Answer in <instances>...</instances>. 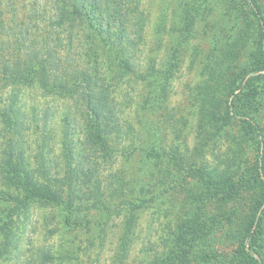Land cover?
Instances as JSON below:
<instances>
[{
  "label": "rangeland",
  "instance_id": "obj_1",
  "mask_svg": "<svg viewBox=\"0 0 264 264\" xmlns=\"http://www.w3.org/2000/svg\"><path fill=\"white\" fill-rule=\"evenodd\" d=\"M199 1L132 0V8L138 6L147 16L144 38L135 52L140 71L146 69L150 58L161 66L173 50L172 36L178 35L174 29H178L181 38L192 12L196 13V20L188 41L180 48L178 66L162 108L150 109L145 102L148 88L133 75L125 80H107L110 85L106 84V91L96 88L115 107L120 123L121 136L109 135L107 152L98 146L91 147L88 137L91 122L81 94L86 89L82 87L78 94L66 99L43 94L38 88L24 90L29 122L19 136L23 137L26 159L34 168L41 162L52 161L51 174L65 176L62 141L67 134L73 145L76 173L86 180L79 185L83 198L77 202L81 203V211L71 215V223L65 222L61 207L54 205L33 204L21 215L17 247L7 263L159 264L162 257L178 247L182 223L193 213L191 201L199 186L190 177V171L206 166L208 170L219 169L237 177L242 168L254 164L259 152L249 142L243 122L235 117L228 125L216 124L221 125L227 119L229 85L239 67L251 65L257 58L261 21L253 9L264 16V0H257L258 7L251 0H207L197 12ZM53 5L54 0H0V50L5 47L8 49L5 55L10 56L19 39L31 43L47 34L49 43L54 45L58 34L49 20ZM10 89L0 78V113L8 107ZM33 111L37 119L32 120ZM214 111L219 112L220 119L214 118ZM259 117L263 127V109ZM4 128L0 115V152L7 146L5 137L11 136ZM155 143L165 149L157 167L139 150ZM99 181L97 190L103 199L110 201V213L89 208L96 201ZM145 186L149 188L145 192L149 202L136 210L133 239L128 251L121 252L119 241L128 214L121 201L132 191L141 194ZM250 201V193L239 197L231 219L222 217V227L216 224L204 241H196L187 263L237 264L238 240L233 235L242 228L239 222L250 210ZM209 209L221 213L225 207L217 208L214 203ZM263 243L262 222L254 244L261 253L254 254L259 264H263ZM204 251L219 257L206 258Z\"/></svg>",
  "mask_w": 264,
  "mask_h": 264
},
{
  "label": "trees",
  "instance_id": "obj_2",
  "mask_svg": "<svg viewBox=\"0 0 264 264\" xmlns=\"http://www.w3.org/2000/svg\"><path fill=\"white\" fill-rule=\"evenodd\" d=\"M131 2L132 0H54L53 13L49 16L50 25L54 26L55 34H58L54 45L49 43L50 36L47 34L31 43H24L19 39L18 45L9 52L10 56L5 55L4 52L8 50L5 47L0 50V78L11 88L8 107L0 113L5 124L4 129L11 134L9 139L5 137L7 146L0 152L2 264H9L6 261H10L11 252L17 247V226L21 215L26 214L33 204L54 205L61 207L65 222L71 223V215L81 211V203L77 202L83 198L79 185L86 180L78 177L76 173L73 145L67 134L62 141L66 162L65 176L54 177L51 174L52 161L47 164L41 162L34 168L26 159L21 144L23 137L19 136L21 129H26L29 122L24 108L26 104L23 102L24 90L38 88L43 94L66 99L78 94L80 88L86 89L81 94L84 96L86 112L91 122L88 123V137L92 149L98 146L103 152L108 150L109 135L114 133L121 136L116 109L110 105L109 100L101 96L102 90L106 91L108 88L106 84L110 83L107 80H125L130 75L143 80L149 91L145 102L152 110L162 108L169 96L168 84L178 66L180 48L189 39L196 13L192 12L181 38L178 29H174L178 35L172 36L173 50L162 65L158 66L150 58L146 69L140 71L135 52L144 38L147 16L138 6L136 9L132 8ZM206 4L207 0H200L196 4L199 10L197 12ZM251 4L259 6L257 0H251ZM253 11L261 21L258 24L256 41L259 44L257 58L251 65L239 67L229 85L227 119L221 125H216L222 127L230 124L231 118H239L244 124L249 142L257 147L258 157L254 164L242 168L237 177L229 176L219 169L208 170L206 166L195 167L190 171V177L199 186V191L193 194L191 201L194 210L182 223L183 231L178 237V247L162 257L159 264H191L187 260L193 247L197 245L195 242L204 241L213 233L216 224L222 227V217L231 219L230 215L234 213L238 203L236 201L244 193H250V210L239 222L242 225L240 231L237 230L233 235L238 240L236 263L259 264L254 254L261 253L254 244L262 222L264 228V125L262 127L259 117L262 109L264 110V16L254 9ZM97 87L102 90L96 91ZM98 95L100 96L95 99ZM213 114L215 119H220L219 112L214 111ZM31 116L32 120L37 119L34 111ZM139 150L156 167L165 156V149L158 143L142 146ZM97 188L100 190V181L96 190ZM99 190L95 191L96 201L89 208L96 207L101 211L106 209L110 213V201L103 199ZM148 191L147 186L142 187L141 194L135 195L132 191L121 201L128 213L119 241L121 252L125 253L129 249L137 217L136 210L145 207L149 202L145 196ZM214 203L217 208L225 207V210L213 213L209 207ZM85 206L83 209L89 210ZM213 255L215 259L219 257L204 251L206 258Z\"/></svg>",
  "mask_w": 264,
  "mask_h": 264
}]
</instances>
